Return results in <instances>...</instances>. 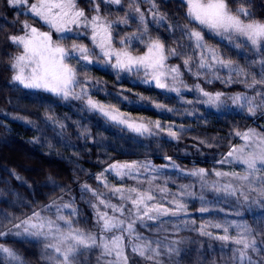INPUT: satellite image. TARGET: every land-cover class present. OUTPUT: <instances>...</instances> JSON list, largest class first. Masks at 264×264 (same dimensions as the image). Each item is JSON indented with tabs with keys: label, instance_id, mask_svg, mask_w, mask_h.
<instances>
[{
	"label": "snow or ice",
	"instance_id": "6c2138e0",
	"mask_svg": "<svg viewBox=\"0 0 264 264\" xmlns=\"http://www.w3.org/2000/svg\"><path fill=\"white\" fill-rule=\"evenodd\" d=\"M235 2L239 6L233 10L229 0H181L188 21L181 24L170 21L156 0H88L89 13L78 0H7L34 21H23L22 34L7 37L17 52L10 57L11 83L49 93L60 101H79V112L98 114L135 137L157 142L162 136L179 141L188 129L183 124L136 119L96 100L90 89H96L98 82L93 83L88 75L94 66L114 71L117 79L121 74L137 77L151 88L175 93L182 104H193L184 91L195 92V102L216 113L235 108L252 117L264 116V21L253 17L251 0ZM142 4L148 5L146 11ZM101 5L106 13L118 10L123 15L110 19L102 14ZM130 24L135 29L126 31ZM150 24L157 31L165 29L169 36H153ZM205 32L230 50L250 49L252 56L245 54L243 65L234 62L205 40ZM85 39L91 47L83 43ZM169 39L171 43L166 44ZM140 46L143 51H138ZM173 58L181 63H169ZM186 73L205 85L218 81L225 89L238 84L246 91H209L199 82L189 85ZM155 107L164 109L158 103ZM165 110L173 112L172 108ZM196 112L195 108L185 110L189 116ZM44 120L54 131L60 129L58 135L67 128L53 113H46ZM75 123L77 138L91 140L88 127ZM236 138L239 142L230 144L213 161L211 171L195 165L181 168L170 156L163 157L168 163L161 166L150 159L114 161L92 176L97 187L79 186L80 200L91 209V228L81 226L76 197L60 186L69 199L61 195L48 204H37L23 216L0 212V239L11 236L38 243L40 258L47 264H181V252L186 251L182 246H201L199 240L180 236L192 232L206 238V243L219 242L214 255L223 264H264V130L233 128L228 139ZM196 139L207 148L218 147L207 139ZM177 179L189 182L178 184L173 191L169 184L175 185ZM191 201H198L199 223L189 211ZM224 203L231 206L230 212L219 207ZM253 206L255 227L247 220L229 218L240 217ZM0 257L8 264H25L17 251L4 244H0Z\"/></svg>",
	"mask_w": 264,
	"mask_h": 264
},
{
	"label": "trees",
	"instance_id": "16d2710c",
	"mask_svg": "<svg viewBox=\"0 0 264 264\" xmlns=\"http://www.w3.org/2000/svg\"><path fill=\"white\" fill-rule=\"evenodd\" d=\"M156 2L160 11L166 14L170 21L179 20L181 24H188L184 19L185 9L181 6L180 0H156ZM229 3L233 10L239 6L235 0H229ZM79 4L89 11L88 0H80ZM141 8L146 11L148 5L142 4ZM249 10L255 19L264 21V0H251ZM101 12L109 15L110 19L123 15L118 10H114L111 14L106 13L104 5H101ZM25 20L30 23L31 19L25 16L20 8H13L9 6L7 0H0V212H6L11 216H23L30 213L32 208H36L37 204L41 206L48 204L51 199H58L61 195L69 199V195L60 191L62 186L66 190L70 189L71 196L77 199V206L82 213L81 226L91 228L93 226L91 209L80 200L79 186L88 183L93 188L97 187V181L92 179V176L108 164L114 161L150 159L157 166H161L168 163L163 157L170 156L184 168L191 169L195 165L211 170L214 166L213 161L226 153L230 144L238 142V138L228 139L233 128L264 130L262 126L264 117L259 118L261 116L259 113L254 117L241 112L219 114L214 109L197 104L196 96L191 94L183 95L186 99L193 100V104H182L173 93H164L163 90L144 85L137 77H126L121 74V78L117 79L114 71L102 66H94L88 73L93 83L98 82L96 89H90L96 100L112 104L136 119L159 120L162 125L183 124L188 129V134L182 136L179 141H169L166 136L158 138L159 142L155 139L135 137L133 133L106 122L98 114L79 112V101H60L49 93L23 89L12 84L10 57L17 52L7 37L22 34L21 24ZM188 26L196 27L195 24ZM135 27V24H130L126 31L134 30ZM149 30L153 36L160 35L161 38L169 36L165 29L161 28L157 31L151 24ZM205 37L209 44L219 47L223 55L232 58L236 63L245 64L246 61L242 58L245 54L252 56L250 49L236 52L218 44V40L209 35ZM83 43L91 47L86 39ZM170 43V39L166 40V44ZM138 51H143V47L140 46ZM169 63H181V61L173 58ZM184 78L189 83L198 82L187 73ZM205 87L228 93L246 91L243 85L238 84L225 89L218 81ZM157 103L164 105V109H157L155 107ZM167 108H172L173 112H167L165 110ZM193 108L197 109L194 115L189 116L185 113L186 109ZM46 113H53L57 119L67 125L63 135L57 134L60 129L54 131L45 122ZM203 118H207L206 123ZM77 121L82 126L88 127L91 140L77 138L78 130L75 123ZM212 137L217 139L213 141ZM196 138L207 139L218 147L207 148L199 144ZM143 145L149 147L145 148ZM193 161L196 164H193ZM216 167L221 166L216 165ZM17 176L21 179H17ZM109 179L115 182L114 178ZM188 182L187 179H177L176 184L170 183L169 187L175 191L178 184ZM208 198H212L211 193L208 194ZM198 206V201L189 203V211L199 223L200 214L196 211ZM219 207L225 212L231 211L225 203ZM219 215L223 217L224 213ZM229 218L247 220L249 225L255 227L253 214L248 211H244L240 217L229 216ZM180 236L189 241L199 240L201 243L200 247L192 243L182 246L186 251L181 252L179 258L181 264H211L213 260L215 264H223L221 257L214 255L219 249V242L206 243V238L192 232H181ZM208 243L213 245L212 249L208 248ZM0 244L17 251L24 258L25 264H47L40 258L42 249L38 243H24L9 236L0 239ZM0 264L8 263L0 257Z\"/></svg>",
	"mask_w": 264,
	"mask_h": 264
},
{
	"label": "rangeland",
	"instance_id": "374dc122",
	"mask_svg": "<svg viewBox=\"0 0 264 264\" xmlns=\"http://www.w3.org/2000/svg\"><path fill=\"white\" fill-rule=\"evenodd\" d=\"M181 1V0H180ZM79 2H80V0H78V4H79ZM79 6L81 7V5L79 4ZM83 8V7H82ZM85 11H86V13H89V11H87L86 9H85ZM103 14V13H102ZM30 23H34V21L33 20H30ZM38 27H39V25H37ZM123 27V26H122ZM115 34V33H114ZM205 35H209L207 32H205V34H204V36ZM214 38V37H213ZM214 39H217L218 40V38H214ZM205 40H206V37H205ZM211 45V44H210ZM185 79V78H184ZM186 81V80H185ZM189 85H192V84H194V83H189L188 81H186ZM199 82V81H198ZM199 83H201V82H199ZM201 86L202 87H205V84H204V82H202L201 83ZM207 90H209V91H213V90H211V89H209L208 87H205ZM173 94H175V93H173ZM182 94H191V95H195L196 96V94H195V92H187V91H184ZM176 95V94H175ZM215 110V109H214ZM230 112H233V113H239L238 111H236V109L235 108H233L232 109V111H230ZM260 117H264V116H259V118ZM262 126L264 127V123H262ZM255 129H257L258 131H261L260 129H258V128H255ZM239 142V141H238ZM237 142V143H238ZM193 164H196V162L195 161H193L192 162ZM181 166V165H180ZM181 168H184V167H182L181 166ZM186 169H189V168H187L186 167ZM209 171H211V170H209ZM111 177V176H110ZM109 177V178H110ZM112 178V177H111ZM67 198H69V197H67ZM225 205H227L229 208H230V210H231V206L229 205V204H227V203H225ZM256 211V208H255V206H253V210L252 211H248L249 213H252V214H254V212ZM244 212V211H243ZM224 213H227V212H225L224 211ZM11 237V236H10ZM11 238H13V239H15V240H20V238H16V237H11ZM8 263V262H7Z\"/></svg>",
	"mask_w": 264,
	"mask_h": 264
}]
</instances>
